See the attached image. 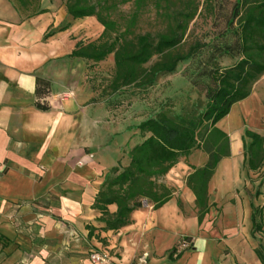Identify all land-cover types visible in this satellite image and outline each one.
Instances as JSON below:
<instances>
[{
  "label": "crops",
  "instance_id": "crops-1",
  "mask_svg": "<svg viewBox=\"0 0 264 264\" xmlns=\"http://www.w3.org/2000/svg\"><path fill=\"white\" fill-rule=\"evenodd\" d=\"M40 8L45 11L35 13V8L22 16L15 0H0V264H93V249L109 254L104 264H131L144 248L146 264H209L218 250L203 237L195 238L193 253L176 259L165 254L181 232H191L189 222L198 225L196 215L182 214L174 196L157 209L147 205L134 210L132 222L118 232L99 229V213L91 204L103 166L84 157L78 164L70 152L86 137V110L79 105L82 72L72 75L67 57L75 43L67 38L71 26L44 38L67 13L55 12L44 0ZM36 77L50 82L49 93L39 98L49 105L45 111L35 107ZM63 89L73 96L56 99ZM232 114L231 107L223 118L227 127L235 125L236 113L229 123ZM237 138L236 149L231 141L234 152L240 146ZM175 169L167 172V180ZM172 184L195 207L186 184ZM108 209L113 212L115 204ZM249 216L250 208L248 223ZM87 224L95 227L91 236Z\"/></svg>",
  "mask_w": 264,
  "mask_h": 264
},
{
  "label": "trees",
  "instance_id": "trees-1",
  "mask_svg": "<svg viewBox=\"0 0 264 264\" xmlns=\"http://www.w3.org/2000/svg\"><path fill=\"white\" fill-rule=\"evenodd\" d=\"M128 1L63 2L67 15L72 19L94 17L102 26L97 39L77 40L67 57L99 62L111 54L113 74L103 89L105 93H115L129 86L138 89L151 86L159 76L173 73L179 62L208 45L195 40L186 51L179 49L194 16L190 1L178 0L182 6L170 9V3L175 0H164L165 12L162 15L166 25L155 33L134 32L136 12L122 26L111 18L117 4ZM139 1L135 0L137 7L140 6ZM156 5L160 6L159 3ZM44 11L37 6L35 13ZM69 26L67 22L50 30L44 38ZM226 27L222 35L231 34L233 41L217 45L210 53L209 67L192 81L205 99L204 106L197 112L184 113L173 112L169 105L161 104L154 114L131 127L148 135L129 150L127 165L121 168L114 166L105 173L91 204L99 212L96 220L102 224L100 230L116 231L130 224L131 213L142 206L143 199L150 202L153 209L167 202L173 196L174 188L162 178L181 157L188 156L194 149L206 154L204 164L192 167L185 181L194 194L198 223L214 205L208 201V182L219 161L230 155L229 137L217 127V123L229 113L233 104L250 95L252 85L264 74V0H235ZM225 55L237 58L232 64L222 66L217 58ZM49 86L48 80L36 77L35 107L39 110L49 109L45 101H39L40 97L49 93ZM241 140L242 166L251 171L262 169L261 185L264 183V136L245 127ZM257 195L258 190L255 191ZM109 204H115L113 212L109 211ZM177 204L180 208V199H177ZM250 208V234L254 237L256 233L264 232V204L255 205L251 201ZM86 228L91 236L95 227L87 224ZM175 250L174 247L170 250L169 259H176L182 254L179 252L173 257ZM253 252L260 264H264V245L258 244Z\"/></svg>",
  "mask_w": 264,
  "mask_h": 264
},
{
  "label": "rangeland",
  "instance_id": "rangeland-1",
  "mask_svg": "<svg viewBox=\"0 0 264 264\" xmlns=\"http://www.w3.org/2000/svg\"><path fill=\"white\" fill-rule=\"evenodd\" d=\"M183 1H190V9L194 11V16L188 24L179 49L186 51L195 40L208 45L202 47L192 57L179 62L173 73L159 76L153 85L143 89L129 86L115 93H105L103 89L113 74L111 54L99 62L84 59H80L81 62H75L74 59H70L72 75L77 74L78 71L82 72L80 84L84 88L79 96V105L86 110L85 141L71 146V157L72 160L84 157L87 162L100 163L103 166L99 175L101 182L110 168L117 165L121 168L127 165L129 150L148 135L141 134L131 127L154 114L161 104L169 105L173 112L184 113L197 112L204 106L205 99L192 85V81L198 73L209 67L207 63L212 57L210 53L217 45L233 41L231 34H222L227 28L226 20L230 16L235 0ZM15 2L21 10V15L25 16L37 6L39 7L43 0H15ZM63 2L64 0H44V3L51 5L57 13H64ZM139 3V7L135 0L118 3L112 11L111 18L122 26L124 21L136 12L137 18L133 28L135 33H155L163 30L166 25L162 15L165 12L164 0H140ZM158 3L160 6L156 5ZM170 4V9L182 6L178 0ZM67 22L71 26V32L67 36L71 43L77 40H95L102 31V26L94 17L72 19L66 15L61 25ZM64 48L66 49V46ZM236 58L237 56L225 55L217 58V61L220 65L227 66ZM72 96L73 93L69 89L56 93L58 100H66ZM232 112L229 123L235 120L236 113L235 125L227 127L223 124L225 119L217 124V127L229 137L230 155L219 161L208 182V201L213 202L214 205L209 208L197 226L189 222L187 229L191 232H181L165 254L169 255L173 247L176 249L173 257L179 252L193 253L196 249L195 238L203 237L213 240L215 249L218 250V255L212 257L209 264H260L253 248L258 244L264 245V232L251 236V223H248L247 209L250 208L251 201L255 205L264 204V183L259 185L262 169L251 171L242 166L241 136L245 127L264 136V74L254 82L248 97L232 105ZM233 133H236L240 140V146L236 152L231 147L232 140L234 149L237 147L235 141L238 138L236 135L231 136ZM248 141L247 139L246 142ZM205 161L206 154L199 149H194L188 156L181 157L173 166L176 169L171 172L172 178L167 180V173L162 178V181L174 188L173 196L180 199L179 209L185 217L196 215L197 210L185 202L179 189L172 183L178 180L185 183L192 167L202 166ZM81 162L82 159H79L76 163L81 164ZM256 190L259 191L257 196H255ZM147 205L152 206L150 202L143 199L142 206ZM121 229L122 227L112 231L118 232ZM147 251L144 248V252L139 254L131 264H146ZM92 253H99L104 260L93 262L90 259ZM89 259L93 264H104L110 260V256L105 251L93 249L89 253Z\"/></svg>",
  "mask_w": 264,
  "mask_h": 264
},
{
  "label": "built area",
  "instance_id": "built-area-1",
  "mask_svg": "<svg viewBox=\"0 0 264 264\" xmlns=\"http://www.w3.org/2000/svg\"><path fill=\"white\" fill-rule=\"evenodd\" d=\"M93 262L95 261H101L104 260V257L99 255V253H92L91 254V258H90Z\"/></svg>",
  "mask_w": 264,
  "mask_h": 264
}]
</instances>
